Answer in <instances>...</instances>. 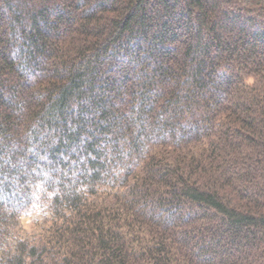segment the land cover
<instances>
[{
    "label": "trees",
    "instance_id": "obj_1",
    "mask_svg": "<svg viewBox=\"0 0 264 264\" xmlns=\"http://www.w3.org/2000/svg\"><path fill=\"white\" fill-rule=\"evenodd\" d=\"M0 264H264V0H0Z\"/></svg>",
    "mask_w": 264,
    "mask_h": 264
},
{
    "label": "clouds",
    "instance_id": "obj_2",
    "mask_svg": "<svg viewBox=\"0 0 264 264\" xmlns=\"http://www.w3.org/2000/svg\"><path fill=\"white\" fill-rule=\"evenodd\" d=\"M52 195L50 199L52 200ZM51 209V204L50 203H42V202H37V206L32 209V213L34 214V217L37 219H42L46 217L49 214V211Z\"/></svg>",
    "mask_w": 264,
    "mask_h": 264
}]
</instances>
